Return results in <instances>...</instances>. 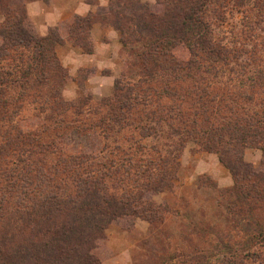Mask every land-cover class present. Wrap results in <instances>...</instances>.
<instances>
[{"label": "rangeland", "instance_id": "obj_1", "mask_svg": "<svg viewBox=\"0 0 264 264\" xmlns=\"http://www.w3.org/2000/svg\"><path fill=\"white\" fill-rule=\"evenodd\" d=\"M35 1L45 8L38 6L28 15ZM84 1L88 13L60 11L55 23H45V16L53 15L46 6L59 3L68 9L77 0H0V25L7 14L22 11L38 36L51 38L60 67L59 76L39 83L34 78L45 67L33 69V44L0 49V149L5 155L0 171L28 169L33 186L45 188L52 177L54 184L82 185L81 180L91 179L90 170L120 173L126 168L129 178L122 185L116 175L109 179L95 173V182L90 180L118 201L126 191H135V176L141 184L143 174L151 173L141 207H131L134 214L103 231L99 264H264V248L254 255L242 252L243 234L226 192L234 177L221 160L226 156L220 149H229L225 134L219 150L194 145L197 133L217 138L231 120L254 112L264 116V85L251 81L264 75V0L238 5L212 0L206 6L214 39L236 58L210 71L204 64L197 81L162 71L163 62L145 46L149 36L138 32L154 23L149 10L159 14L162 0H118L121 8L116 0ZM173 53L181 61L188 57L182 46ZM26 76L31 79L25 82ZM121 102L126 105L122 110L116 107ZM241 152L245 163L260 166L259 148ZM77 153L92 156V162L68 158ZM20 155L24 161L15 163ZM154 179L162 181L159 189H152ZM15 215L7 211L0 219V244L27 236L26 228L20 230L23 219Z\"/></svg>", "mask_w": 264, "mask_h": 264}, {"label": "trees", "instance_id": "obj_2", "mask_svg": "<svg viewBox=\"0 0 264 264\" xmlns=\"http://www.w3.org/2000/svg\"><path fill=\"white\" fill-rule=\"evenodd\" d=\"M219 1H233L237 5L243 2ZM211 2L213 1L162 0V3H159V14L149 10L154 23L139 27L138 32L141 35L149 36L145 46L150 50V54L156 56V61L163 62L159 67L162 71H171L175 79L188 76L190 79L200 80V69L205 67L204 64L207 65L204 69L210 71L214 66H228L236 58L233 50L216 42L211 26L205 20L206 6ZM118 4L116 0L114 5L120 7ZM109 11L112 13L115 10L110 8ZM14 13L15 15L4 13L8 17L0 25V49L15 45L29 48L33 44L30 48L37 52L33 69L40 65L45 67V71L34 80L48 83L49 78L60 74V67L56 64V58L50 48L53 41L49 36H38L32 25L25 20L22 11L19 14ZM89 20L86 18V23ZM179 46L186 49V60L181 61L174 56L173 51ZM168 59L171 61L170 65L167 64ZM50 64L54 65L55 69ZM176 72L178 73L175 76ZM30 79L27 76L24 78L25 82ZM251 81L264 85V75H258ZM116 107L122 110L126 105L121 102ZM246 115L244 119H234L222 126L217 138L205 131L195 134L194 137L196 149L203 147L206 150H216L224 142L225 134L229 149H220L221 154L226 156V159L222 156L221 160L234 177L233 187L226 192L230 198L232 215L237 218L243 234L241 238L244 256L261 253L264 248V220L261 219V213H264V116L257 112ZM9 134L10 132H6V135ZM198 135L206 141L198 139ZM6 144L9 145V141ZM245 147H255L262 151V162L258 168L242 160L241 149ZM0 156H5L2 148ZM26 156V159L32 158L31 153ZM69 157L72 161L79 159L80 162H92V156L88 154H70ZM23 161L20 155L15 163ZM126 171V168L120 169V173L109 172L108 168L104 172L94 169L88 174L92 180L95 173L100 174V178L107 176L109 179L116 175L122 185L129 178ZM143 176L145 178L141 184L135 176V191H126L121 195L123 200L118 201L105 186L91 184V179L81 180L82 185H67L52 183L56 182L53 181L55 177H52L49 178L52 182L49 180L47 186L42 188L39 184L33 186L34 178L30 176L28 169L15 166L0 171V219L7 211L14 210V218L18 216L23 219L20 230L26 228L27 232L26 237L21 235V239H11L0 244V264H99L103 231L115 220L134 214L130 213L131 207H141L143 195L147 194V188L151 184V181H148L151 179V173ZM40 177L44 178L43 174H40ZM152 182L155 184L152 188L154 190L159 189L162 183L156 179ZM50 187L52 189L48 191ZM141 214L137 212L138 216H142Z\"/></svg>", "mask_w": 264, "mask_h": 264}, {"label": "crops", "instance_id": "obj_3", "mask_svg": "<svg viewBox=\"0 0 264 264\" xmlns=\"http://www.w3.org/2000/svg\"><path fill=\"white\" fill-rule=\"evenodd\" d=\"M57 1H60V3H63V4H66V3L69 4L70 1H73V0H57ZM40 4H42V3H39V1H35V2L31 3V4H29L28 7H27L28 15L31 14V12H30L31 9H35L38 6H40V9L45 8V7H42V5H40ZM43 5L46 6V4H43ZM65 8L66 7L60 6L59 3H58V5H53L52 4L51 9L50 8L47 9V6H46V11L45 12L46 13L53 12V15L52 16L51 15H46L45 18H44L45 23L46 22L47 23H55V20L58 19L57 12L60 13V11L61 12L68 11V13L78 14V15H83V14H86V13H88L90 11V5H87V3L84 0H77V2L74 5H72V7H68V9H65ZM38 13L40 14L41 12H38ZM61 17H62V15H61Z\"/></svg>", "mask_w": 264, "mask_h": 264}]
</instances>
